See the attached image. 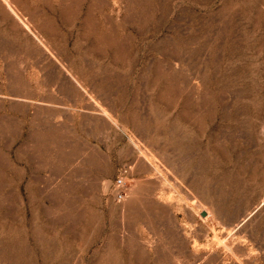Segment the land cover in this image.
<instances>
[{
    "label": "rangeland",
    "instance_id": "374dc122",
    "mask_svg": "<svg viewBox=\"0 0 264 264\" xmlns=\"http://www.w3.org/2000/svg\"><path fill=\"white\" fill-rule=\"evenodd\" d=\"M0 264H264V0H0Z\"/></svg>",
    "mask_w": 264,
    "mask_h": 264
},
{
    "label": "built area",
    "instance_id": "2783aa9c",
    "mask_svg": "<svg viewBox=\"0 0 264 264\" xmlns=\"http://www.w3.org/2000/svg\"><path fill=\"white\" fill-rule=\"evenodd\" d=\"M117 182H118V183H121V181H120V180H117Z\"/></svg>",
    "mask_w": 264,
    "mask_h": 264
}]
</instances>
